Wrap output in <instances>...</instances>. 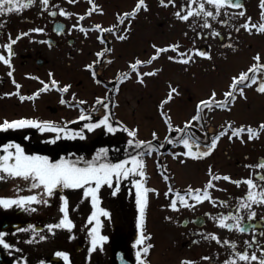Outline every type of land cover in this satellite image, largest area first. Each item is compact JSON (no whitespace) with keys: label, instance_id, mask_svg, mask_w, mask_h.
<instances>
[{"label":"snow or ice","instance_id":"snow-or-ice-1","mask_svg":"<svg viewBox=\"0 0 264 264\" xmlns=\"http://www.w3.org/2000/svg\"><path fill=\"white\" fill-rule=\"evenodd\" d=\"M35 3V0H0V14L10 12L13 7L17 10L30 6ZM40 6L43 9L56 8L58 5L49 4V0H39ZM69 3H76V0H69ZM90 7L84 13H75L78 20L82 21L85 16H89L93 11L103 13L104 9L98 5L95 0H88ZM7 4V7L5 5ZM161 6L167 7L172 5L175 8L174 16L181 22H187V27L192 29L193 37L191 38L190 47L181 49V42L179 40L165 44L163 46L152 44V48L155 51L151 54L148 59H141L139 57L134 58L129 61V69L123 72L118 71L117 75L113 77V80H119L121 82L132 78V73L135 72V80L141 85H147V81L144 79L145 76L157 75L161 70L156 67H152L147 71H141L140 66L151 65L162 53H167L170 50L175 53V55H169L168 59L174 62H180L184 64H191L195 62L196 57L211 59V52L204 48L196 47L197 38H215L221 36V32L218 28L214 27L213 21H217L221 25L229 24L231 16L236 15L232 13L230 16L229 9L237 8L239 9L238 15L241 17L245 16V6L242 0H187L186 3H182L179 7H176V0H159ZM259 6L264 10V0H259ZM141 9L147 11L148 4L146 0H137L135 6L127 12L117 13L116 18L119 24H125L127 20V26L122 30L118 29L117 25L112 24L107 27L102 26L100 23H95L91 25L92 29L97 30L101 35L97 36V39L102 43L104 42L103 33L112 32L117 39L123 40L127 38V33L130 32L132 18H135L138 11ZM229 19H219L221 13ZM59 13L64 17H71L73 13L66 10L64 7H59ZM42 14V13H41ZM51 15H56L55 11L50 12ZM190 18H192L190 20ZM261 20L264 21V11L261 12ZM252 17L247 16L243 20V23L239 26H234L235 30L238 32L240 27H243L245 31L252 34L253 29L256 33H264V22L255 24L252 23ZM4 26V22L0 21V27ZM73 29H78L83 32L84 36L87 37L89 33V27L84 26L82 23H74L68 29L71 32ZM196 29H200L197 31ZM206 29V31H205ZM58 33L63 32V26L57 25L55 29ZM46 29L43 27H34L25 31H20L15 37L9 33L8 41L0 45V47L7 50V55L4 52H0V62L8 66V76L12 78V83L15 85V89L10 92L0 93L3 96H13L16 95L21 102L25 99L32 100L33 102L37 97L40 96L41 92L50 90V88H56L61 93H65L71 87L70 84L65 83L62 86L60 82L55 79L53 73L49 71L50 81H42L39 76L34 78L41 80L42 87L37 88L31 94L21 93V85L15 79L14 67L12 65L11 56L14 55L12 45H14L21 37L27 36L30 32L43 33ZM183 35L187 36L188 33L184 32ZM228 36L231 37L232 33L229 32ZM35 39V37H33ZM227 46H232V42L229 39L226 41ZM49 46H51L49 42ZM211 45L208 46L210 49ZM105 51L111 52L112 48L106 47L95 53L97 59L86 63L83 67L90 71V75L96 83H101L97 77V72L95 66L101 62V58L107 60L109 63L112 57L105 56ZM252 63L247 70L240 71L237 75H233L230 79L228 88L224 91L221 98H217V93L215 89L211 90V94L207 97L197 101L195 106V112L191 117L183 122V126L180 124H175L170 115V110H165V105L173 99L174 94L180 95L178 90V85L173 86L169 81L168 94L160 101L158 108L160 110L161 116L166 124L167 131L169 134L164 136V140L169 144L182 146V151L172 152L171 155L175 159H180L181 164H186L189 159H202L208 157L214 149H216L218 142L221 137L227 134L228 139L231 141L234 137L239 139L242 143H245V138L243 133H247V140H253L259 138L261 132H264V120H261L257 126L240 124L234 127L233 121L228 120L225 125L221 127V130L210 137L207 135V130L204 127L203 121L205 119L206 113L205 109L209 112L213 107H219L221 109L231 110V105L235 103L238 96L246 97L245 88L255 85L256 91L264 94V79L257 75L258 72L264 70V63H261V54L256 52L253 56ZM26 76H33L32 73H25ZM112 90H110L111 92ZM114 91L118 92L119 88H115ZM73 99L77 101L76 104L70 105V107H79L87 103V101L76 97L75 93H72ZM61 103H67L63 95L61 96ZM118 101L111 99L110 93L97 96L93 101L91 111L79 107V114L74 117L73 120H65L63 124L57 123L52 120H40L29 116H19L14 119H8L7 117L0 120V131H6L9 129H22L26 127H35L41 133L45 131H51L56 133L54 136L46 137L47 142L55 144L57 140L61 139V136L65 138L75 139L77 137L83 139L85 138V130L93 131L98 127H103L108 133H116L118 130H123L127 133V154L123 159H118L116 161L109 160L107 147H101L95 153L92 159H85L83 156L77 155L75 158L69 154L67 156L60 155L59 158H52L49 155L42 154L40 152H28L20 143L14 140H10L7 143L0 144V180L12 178H21L26 181V187L28 189H37L38 191L31 192L27 195H17V196H0V207L4 209L11 208L13 206L24 209L25 211H36L37 209L33 206L34 204H50V197L59 194L61 203L59 205V210L62 215L58 222L48 223L45 227L48 232L55 233L56 229H66L71 233L74 228V221L69 215V198L67 195L63 194L64 189H82V199L90 198V203L92 206V211L87 217V221L92 224L88 228V233L90 237V247L89 253L94 251L98 246L102 249L103 242L107 241L109 237L101 233L102 221L100 219L101 214L106 217H110V211L106 208L100 206L101 196L99 194L100 189L103 185L109 186L112 189V195H115L119 191L120 181L124 178L132 177L136 175L138 178L132 179L131 183L135 186V204L138 209V216L136 220V226L139 230V235L133 242L135 247V258L137 264H150L147 259V255L150 249L153 247L150 243H145L147 238L151 237V233H147L145 236V220L146 211L149 204V193L154 192L159 196V190L147 186L145 182L146 173V161L145 156L152 155V153L163 145L158 143H153L157 141L158 133L153 130L151 132L150 139L140 138L138 135V126L130 127L125 124L122 120L119 122H114L118 118H115L114 113L111 110V106H114ZM104 109V114L98 119L93 118V112L98 111V107ZM75 121H84L82 127L70 128L69 124ZM193 122H196L193 124ZM193 128H199L205 133L203 138L196 135L193 132ZM175 132V135L171 133ZM27 138V137H26ZM162 170V176L165 181L168 182L167 190L164 195L169 199V203L162 205V207H167L173 211H178L181 207L191 208L197 203H202L208 200L213 205L217 204L218 198L214 197L210 189L216 188L219 190L221 186L215 181L221 179L235 183L237 186L241 183L247 185V191L237 197V204L235 205V212L221 213L214 215L212 213H206L210 216L218 227L226 230H237L241 233L247 231L255 232L257 225H253L250 221L256 216V209L253 205L264 204V183H258L257 181L264 182V173L257 172L255 176L256 180L252 178L251 175L247 177H241L239 179H233L227 173L214 172L212 165H208L207 172L209 178L205 184L201 187H193L191 184L187 185V190L185 192H180L178 189H174L171 183V177L167 174L169 171L165 165H158ZM245 167L248 168H264V158H261L256 164H246ZM174 175V174H173ZM115 181V183H114ZM17 192L21 191V188H16ZM172 195H169V194ZM220 204H226L227 201L219 200ZM247 210L248 212V222L243 221L242 210ZM171 220V216L165 217ZM264 220V217H261ZM28 230H31L32 237L37 236L38 229L35 225L29 224L27 226ZM17 232L22 231L17 227L15 229ZM203 231V229H200ZM5 231H0V246L4 249H18V246L9 242L5 239ZM264 235V231L260 233ZM74 238V233L69 235V239ZM206 238L209 240H214L218 244H230L232 246V254L228 256L223 264H239L240 261L245 262V264H251V261H256L257 264H264V247L261 244L264 241H258L256 235L252 236V239L245 240V245L247 246L244 250H238L236 248L237 242L234 240H228L227 238L221 239L217 232H210L206 234ZM47 239L45 235H39V240L43 241ZM28 242H34L29 240ZM248 248H257L261 255H257L255 251L249 253ZM55 256L63 258L65 264H72L70 259V254L64 250H57L54 253ZM205 260H210V257H203ZM15 264H29L26 256H21ZM38 264H48V261L41 259ZM181 264H194V261L188 258L181 260Z\"/></svg>","mask_w":264,"mask_h":264},{"label":"flooded vegetation","instance_id":"flooded-vegetation-1","mask_svg":"<svg viewBox=\"0 0 264 264\" xmlns=\"http://www.w3.org/2000/svg\"><path fill=\"white\" fill-rule=\"evenodd\" d=\"M19 2L20 0H17V3ZM95 2L104 9L103 13L93 11L91 15L85 16L82 21L78 20L75 13H84L90 7L88 0H76V3L74 4L69 3V0H49L50 6L58 5V7L56 8L50 7L49 9H43L40 6L39 0H35V3L30 6L23 7L19 10L13 7L10 12L0 14V21L4 22V26L0 27V45L8 41L9 33L12 35V37H15L20 31L27 32V30L30 28L43 27L46 29V31L43 33L30 32L27 36L21 37L20 40L12 45L13 51L15 53L11 56L12 65L14 67L13 75L21 85V93L31 94L37 88L42 87L41 80L45 82L50 81L49 71L53 73L55 79L60 82L61 86L65 83L69 84V65L73 61H76L77 66L80 64L90 63L91 61L97 59L95 55L97 51L105 49L106 47H110L112 48V51H105L104 54L105 56L112 57L111 62L109 63L107 60L101 58V62L95 66V70L97 72V77L101 81V83L99 84H102L101 86H103L105 89L103 95L108 94V92L112 90L111 92L114 93V100L117 101V92L114 91V89L118 87V92H120L123 85L126 84L129 79L121 82L119 80H113L112 78L117 75L118 71L123 72L125 70H128L129 64L125 62V67H119V70L115 72L111 77H105L104 68L109 64H112L114 58H116L115 55H117L119 58L120 56H123V52L127 50L125 49V51H118L119 44L125 42L129 45L126 57H129V59H127V61H131L132 57H139L143 59L145 56L148 57L149 55L148 50L150 46H148L147 42H150L152 39L149 34V27L154 25L158 28L157 31L160 28H163V30H172V27L177 22V18L173 14L175 8L172 5L164 7L159 4V0H146L148 4V10L145 11L141 9L137 12L135 18H132L131 29L130 32L126 34V39L119 40L112 32H104L102 34L104 37V42L102 43L97 39V36L101 35V33H99L95 29L89 31V33L91 34L89 38H83L78 29H73L71 32H69L68 29L74 23H82L84 26H87L89 28L95 23H100L105 27L115 24L117 25L118 29L122 30L125 26H127V20H125V24H119L116 18V14L130 11L135 6L137 0H95ZM186 2L187 0H176V7H179L182 3ZM242 3L244 4L245 9H258L256 18H254L251 22H255L256 20H258V23L264 22L261 20V11L259 10L261 8L259 6V0H242ZM5 7H7V4L5 5ZM59 7H64L66 10L71 11L73 15L71 17H64L59 13ZM152 9L156 10L152 12ZM161 9H166L168 12L166 14H162ZM52 11H55L56 15H51L50 12ZM238 12L239 9L237 8L229 9L230 14ZM191 19L192 18H190V20ZM219 19H229V17H226L222 12ZM241 24L234 25L233 23L229 22V24L221 25L217 21H213L214 27L218 28L222 35L215 38L207 37L196 39L195 46L209 50L212 56V58L210 59L211 65L202 67V75L205 76L208 74V72H214L217 75L222 72L226 73L224 65H226V63L228 62L226 57L229 54L230 56H233L235 54L238 57L239 62L247 61L246 54H244V50H247L245 46L251 47L252 44L245 43L247 36L243 27H240V30L238 32L235 30L234 26H239ZM57 25L63 26L64 31L58 33L55 30ZM165 26L168 28H166ZM196 30L199 31L200 29ZM186 31L188 33L187 36L184 35L183 39L177 36L176 40H174H179L181 42V49L192 46L191 38L193 37V31L192 29L188 28L187 25ZM229 32L232 33L231 37L228 36ZM258 35L264 37V33H258ZM33 37H35V39H33ZM229 39L232 42V46H227L226 44V41H228ZM49 42L51 46H49ZM151 43L156 42L154 41ZM198 43H203V45L199 46ZM209 45H211L210 49L208 48ZM260 50L261 49L259 48V51L257 50V52L261 54V63H264L263 55ZM230 51H232V53H230ZM0 52H4L5 55H7V50L2 47H0ZM130 54H132L133 56L130 57ZM254 55L255 54L251 55L250 58L253 59ZM201 60L203 59L197 56L195 62L200 63ZM144 66L146 67L148 65H142L140 66V68H143ZM180 66H184L182 69H180L182 70L181 73L183 75L188 72V70L190 69L189 66L194 67L192 63H182L180 64ZM208 67L210 68L209 70H207ZM242 70L247 69H244L242 67L240 68V70H236L233 74H231L228 80H226V78H228L229 75L221 80L222 85L220 87L222 88L220 91L224 92L228 88L231 77ZM7 73L8 66L0 62V93L10 92L15 89V85L12 83V78L9 77ZM25 73H32L33 76H26ZM257 75L264 79V70L258 72ZM35 76H39L41 80L35 79ZM195 76L196 74L195 72H193L191 77ZM250 88H254L256 94H261L256 91L254 84ZM53 89L54 88H50V90L48 91H52ZM212 89L216 90V88L214 87H212L211 90ZM45 92H41L40 96L37 97L34 102L28 99H25L23 102H21L16 95H13L11 97L0 95V120L5 117H7L8 119L19 117H10L4 114V100H13V104H15L16 106L21 104L23 105L24 103L31 104L33 109L37 110L35 108L36 102L37 100H40L42 98ZM67 93L68 91L64 93V98H66L65 94L67 95ZM256 103L257 107L255 108L257 110H264V103L262 101ZM118 105L119 103H116L113 106V111L117 108ZM245 105L247 112L255 111V108L251 107V103L246 102ZM232 106V108L236 107L235 104H233ZM79 107H83L89 111L92 110L91 107H84L83 105ZM79 107L75 108L78 111V114ZM97 107L99 110L93 112V117L96 119L104 114V109L99 106ZM42 110L46 113L45 115L39 113L37 115H29V117H34L40 120H52L55 122L59 121L58 123L60 124H63L64 121L67 120L62 118L55 119L54 117H52L53 114L59 113L60 110H62V108H60L59 106L57 107L48 104L43 107ZM115 112L116 110L114 111V114ZM16 114L17 112H14V115ZM116 117L119 121L121 120L118 115H115V118ZM261 120H264V118L248 121L246 120L244 122H238L233 119L231 121H233L234 127L239 126L240 124H250L255 127ZM82 122L84 121H75L72 124L80 125L82 124ZM195 123L196 122H193V124ZM226 123L227 121L218 125L212 117H205L203 121L204 127L206 128L207 135L209 137L219 132L221 130V127ZM192 130L201 138H203V136L205 135V133L202 132L199 128H193ZM49 132L50 134L48 135L46 133H41L35 127H26L15 130L9 129L6 131H0V142H8L10 140H14L16 142L30 141L32 143L31 152H37V141L41 143L46 142V137L53 136V133L51 131ZM171 134L175 135V132ZM243 135L246 141L245 143H242L235 137L230 141L226 134L225 136L221 137L216 149H214L212 154H210L208 157L198 160L189 159L188 162L192 163L193 166L195 164L199 165L200 171H203V178L202 175H200V172L198 173L197 170H193V175L197 176L198 181L189 182L187 178L186 180L179 179L180 182L186 183L183 185L179 184L178 175H180V172H183L184 167L186 170L187 165L180 163V159H183V157H180V159H175L171 155V153L174 151H182V146L169 144L164 139H162L159 144L163 145L162 147H159V152L161 153V164L165 165L169 170L167 174L171 177L172 187L174 189H178L183 193L187 190L186 186L189 184H191L193 187L203 186L209 178L207 172L208 165H212L214 172L227 173L233 179H239L241 177H247L251 175L252 178L256 180L257 177L255 176V173H264V168H248L245 167V165L256 164L261 158H264V132H261L259 138H255L253 140H247V133H243ZM43 146L45 147L46 145ZM202 160H205V162L202 166H200L199 162ZM175 163L177 166L174 165ZM161 178L165 185V189L160 192L159 195L164 201L162 205H166L170 202L169 199L164 195L165 191L167 190L168 182L163 179V176ZM128 179L131 180V177L126 178L124 182H120V186L123 183L129 184L130 181ZM257 182L264 183L261 181ZM214 183H218L221 186V189H223H210L212 195L218 198L216 205H213L208 200H205L202 203L195 204L191 208L181 207L178 211H173L167 207H162V205L160 206L161 209H164L172 217V219L169 220L168 225L164 224V226L162 227L165 229V231H170L171 235L173 236L171 242H167L164 244L165 247L163 248L162 253L159 256L160 258L168 257V254L172 251L173 259L175 260V262H178V264H181V260L184 258L191 259L192 261H194V264H223V261L232 254V246L230 244H218L214 240L207 239L206 234L210 232H217L220 235L221 239L227 238L228 240L236 241V248L238 250H244L247 247L245 245V240L250 241L253 235H256L258 241H264V235H260V233L264 231V220H261V217H264V204L253 205V207L256 209V216L253 217L250 223L253 225H257L255 232L250 230L241 233L237 230L229 231L223 229L221 227H218L210 216L206 215V213L218 215L221 213L226 214L228 212H235V205L237 204L236 198L240 197L247 191V185L245 183H241V185L237 186L235 183L223 179L215 181ZM129 186H131V182ZM169 195L172 194L170 193ZM219 200L227 201V203L220 204ZM242 214V222H248L247 210H242ZM38 225L40 224H37L35 226ZM23 226L24 223H22L21 227ZM200 229H203V231H200ZM42 230L40 231L41 233ZM0 231L10 233L16 230L10 227L5 230L1 229ZM8 241L11 242L10 240ZM30 247L32 249H36V246L32 247L31 245L18 246L19 250L4 249L2 246H0V250L2 251L4 256V262H2V264H15V261L20 258L19 254L26 253L25 250L29 249ZM261 247H264V243L261 244ZM248 251L249 253L255 251L258 256L261 255L257 248H248ZM205 256L210 257V260L203 259V257ZM9 259L12 261L10 262ZM28 261L29 264H36L30 259H28ZM49 263L50 262H48V264ZM239 264H245V262L240 261ZM251 264H257V262L251 261Z\"/></svg>","mask_w":264,"mask_h":264},{"label":"rangeland","instance_id":"rangeland-1","mask_svg":"<svg viewBox=\"0 0 264 264\" xmlns=\"http://www.w3.org/2000/svg\"><path fill=\"white\" fill-rule=\"evenodd\" d=\"M155 10L156 9H152L151 11L154 12ZM167 12L168 11L166 9H161L162 14H166ZM257 13L258 9H246L244 17L239 16L238 13H236L234 16H231L230 14V22L234 25H238L243 23L244 18H247V16H251L253 20L256 18ZM256 21L258 22V20ZM186 25L187 22H181L177 19V22L172 27V30H163V28H160L157 31V27L154 25L150 26L149 34L152 39L150 42H147L148 46H150L151 42L154 41L156 44L160 45L174 42L177 36L183 39V33L187 32ZM79 33L83 38H89L91 36L90 33L87 37H85L80 31ZM245 33L247 36V42L245 41V43L252 44L251 47L245 46L247 50H244V54H246L247 61L239 62V59L235 54L233 56H230L229 54L226 57L228 62L226 65H224L226 73L222 72L219 75L215 74L214 72H208V74L205 76L202 75V67L211 65L210 59L207 58H202L203 60H201L200 63H192L194 67L189 66L190 69L188 72H186V74L183 75L181 73L182 70H180L184 67L180 66L182 63L174 62L168 59L169 55H175V53H163L157 58L156 61L153 62L151 67L143 68V71H147L152 67L161 69L157 75L144 77V79L147 81L146 86L137 83L136 80L133 79L129 80L123 85L121 91L117 94V101L119 105L115 110L117 111L118 117L130 127L138 126V135L140 138L150 139L151 132L155 130L158 133L157 140L161 142L168 131L158 105L160 101L168 94L169 81L173 86L178 85L180 95L174 94L173 99L165 105V110H170V115L175 124H180L183 126V122L194 114L197 101L210 95L212 87L218 90V99L223 96V93L220 91L222 88L220 87L222 85L221 80L229 75L228 78H226V80H228L231 74H233L236 70H240L242 67L246 69V66L252 61L250 58L251 55L256 53L257 50L259 51V48L261 49L260 51L264 59V37L256 34L254 30L252 34H249L247 31H245ZM198 45L201 46L203 43H198ZM125 49L127 50L125 51ZM128 49L129 45L127 43L124 42L119 44L118 51L122 50L125 52H123V56H120L119 58L117 55H115L116 58H114L112 64H109L104 68L105 77L113 76V74L119 70V67H125V62L128 64L129 61H127V59H129V57L126 58ZM154 51L155 49L149 47V55L148 57L145 56L144 58L148 59L150 54H152ZM230 53H232V51H230ZM132 56L133 55L130 54V57ZM131 59L133 60L134 57ZM83 65L84 64H80L77 66L76 61H73L69 65L68 81L71 87L68 89L67 95L65 94L66 98H64L68 103H66L67 105H69L71 102H76V100L72 97V93H75L76 97L87 101V103L83 106L90 107L95 98L97 96L103 95L105 92L104 87L101 86L102 84L96 83L92 79L90 71L85 69ZM209 69L210 68L208 67L207 70ZM193 72L196 74L195 77H191ZM246 93L247 98L245 99L241 98L240 96L237 97V100L235 101L236 107L232 108L231 110H220L219 108L215 107V109L213 108L210 112L205 110V112L208 114L207 116L212 117L218 125L232 119L238 122H244L246 120L248 121L264 118V110H257L255 108L257 107L256 102L262 101L264 103V94H256L254 88L247 89ZM61 94L62 93L56 88H54L52 91L45 92L42 98L36 102L35 108L37 110L33 109L31 104L24 103L23 105L21 104L16 106L13 104V100H4V114L10 117L20 115H37L39 113L45 115L46 113L43 112L42 109L49 104L62 108L59 113L53 114L52 117L55 119L62 118L72 120L78 115V111L75 108H67V106L63 104L60 105L61 96L64 95V93L62 95ZM246 102L251 103V107L255 108V111L247 112L245 108ZM217 109L219 110L217 111ZM14 112H17V114L14 115ZM58 122L59 121H57V123ZM43 133H46L47 135L50 134L49 131H45ZM102 135V127H99L94 131L85 132V138L81 139L77 137L74 142H78L77 147L79 148L93 151L95 148H99L101 144H104L105 138H111L110 136ZM122 139H126V136H124ZM22 143L26 147L29 142L23 141ZM71 146H74V143L62 139L56 141V150ZM155 158L156 153H154V155L151 157H148L147 173L149 177L147 182L149 187H156L163 191L165 185L161 181V175L157 173V163ZM204 162L205 160L200 161V166H202ZM174 165H176V163ZM186 165V170L184 167L183 172H180V175H178V182L181 185L186 183L180 182L179 179L186 180L187 178L189 182L198 181L197 176L193 175V170H197L198 173L200 172V175H202L203 172L200 171L199 165L195 164L193 166V164L189 162H187ZM136 178L138 177L136 176ZM128 180L131 181L130 179ZM26 183L27 182L21 178L9 177L7 179L0 180V196L27 195L31 192L38 191L37 189H28L25 186ZM129 185L130 182L129 184L123 183L115 195H112V189L109 188V186L103 185L101 187L99 192L101 196L100 206L110 211V217H106L101 214L100 219L102 221V225L100 230L101 233L107 235L109 239L103 242L102 249L98 246L91 253L88 251L90 247L88 228L91 227L95 221H93L92 224L87 221V217L92 211V206L90 203V198L82 199V189L69 188L63 190V194L67 195L69 198V215L74 221L75 225L71 230V233L66 229L58 228L53 234L48 232L47 228L45 227L48 223L58 222L60 216L62 215L59 210V205L61 203L59 194L48 198L51 201L50 204H34L33 206L37 209L36 211H25L24 209L16 206L8 209L0 207V230L4 219L17 220L24 223V226L21 227V229L24 230L19 232H10L6 235L5 239L10 240L11 243L17 246H36V249H32L30 247L29 249L25 250L26 253L19 254V257L26 256L36 264H38V261L41 259L50 262L49 264H65L63 258L61 257H58V261L53 259L54 257H57L54 255L57 250L69 252L72 264H115L114 253L115 250L119 248L126 249L128 255L132 258H135L136 249L133 246V242L138 236V229L136 226L138 209L136 208L135 204V191ZM17 187L21 188L20 192L16 191ZM153 195L155 196L154 199L153 196L150 195V207H148L149 211L147 215L148 230L151 231L149 233H151L153 238H147L145 243L151 242L153 239L152 242L154 244V248L150 249L147 257L149 260H151L152 264H178V262H175L173 259L172 251L166 258L159 257L163 248L165 247L164 244L171 242L173 236L171 235L170 231L167 232L162 227L164 224L168 225L169 220L165 217L170 216L168 212L160 208L164 201L160 195ZM29 224L42 225V233L39 232L37 236L32 237L31 230L27 229ZM73 233L74 238L69 239V235ZM39 235H45L47 239L41 241L39 240ZM29 240H33L34 242H28ZM78 244L82 246L79 251L76 249V245ZM9 261L11 262L12 260L9 259Z\"/></svg>","mask_w":264,"mask_h":264},{"label":"trees","instance_id":"trees-1","mask_svg":"<svg viewBox=\"0 0 264 264\" xmlns=\"http://www.w3.org/2000/svg\"><path fill=\"white\" fill-rule=\"evenodd\" d=\"M108 93H110L111 99H115L113 92H108ZM111 110L114 113L113 106H111ZM82 125H83V123L80 125V127H82ZM102 131H103L104 135H106V134H119V133L123 132V130H118L116 133H108V132H106L105 129H103ZM85 132H87V130H85ZM61 139L66 140V141L71 142V143H74V146L70 147L69 152H65L61 148H59V151H61L60 155L67 156L70 154L72 156V158H75V156L80 155V156H83L86 160L92 159L93 156L95 155V153L101 147H107L109 149L107 158L111 161H116L119 157L127 154V148L125 147L124 144L122 145V143H123V142H121L122 140H118V139H116V140H118L117 142H115V141L112 142L111 139H107L104 141L105 142L104 144H101L99 146V148H95V150H93V151H91V150L88 151L87 149H82V148L77 147L78 142H74L75 141L74 139L65 138V137H62ZM119 141H120V143H119ZM114 143H116V145H114ZM50 145L51 146H48L47 148H45V151H46L45 154L54 158V151H56V143L55 144L51 143Z\"/></svg>","mask_w":264,"mask_h":264},{"label":"water","instance_id":"water-1","mask_svg":"<svg viewBox=\"0 0 264 264\" xmlns=\"http://www.w3.org/2000/svg\"><path fill=\"white\" fill-rule=\"evenodd\" d=\"M55 158H58V154H56ZM13 227H19V223H11L9 221H4L3 223V228H8L9 226ZM38 230H41V227H37ZM80 249V245L77 247ZM115 259H116V264H133L132 261L126 256L125 250L123 249H118L115 252ZM3 260L2 254L0 252V262Z\"/></svg>","mask_w":264,"mask_h":264}]
</instances>
